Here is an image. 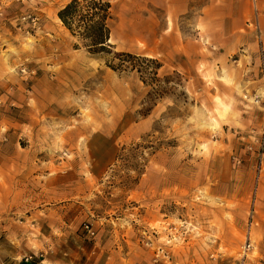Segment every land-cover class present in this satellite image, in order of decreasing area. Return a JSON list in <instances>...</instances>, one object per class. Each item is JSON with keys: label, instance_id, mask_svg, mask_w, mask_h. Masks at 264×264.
<instances>
[{"label": "rangeland", "instance_id": "rangeland-1", "mask_svg": "<svg viewBox=\"0 0 264 264\" xmlns=\"http://www.w3.org/2000/svg\"><path fill=\"white\" fill-rule=\"evenodd\" d=\"M70 1L0 0V264H264V0H109L111 52Z\"/></svg>", "mask_w": 264, "mask_h": 264}, {"label": "trees", "instance_id": "trees-1", "mask_svg": "<svg viewBox=\"0 0 264 264\" xmlns=\"http://www.w3.org/2000/svg\"><path fill=\"white\" fill-rule=\"evenodd\" d=\"M58 15L63 25L72 35L78 37L90 51L111 52L109 50V46H111L109 42L111 38L109 20L112 17V4L109 0H71L58 12ZM114 55L119 59V62L113 67L137 69L143 73L137 64L130 62L141 59L140 56L130 52H115ZM145 60L157 63L152 58H145ZM154 73L157 72L154 71Z\"/></svg>", "mask_w": 264, "mask_h": 264}, {"label": "crops", "instance_id": "crops-1", "mask_svg": "<svg viewBox=\"0 0 264 264\" xmlns=\"http://www.w3.org/2000/svg\"><path fill=\"white\" fill-rule=\"evenodd\" d=\"M174 9H173V12H180L183 10V4H178L177 2L174 3ZM169 28V27H168ZM176 42H177V46L173 49H166V50H162L160 49V51L158 52V54L160 55H164V56H178V55H185L186 57H190L191 54H194L196 52H191L190 50V46H189V43L186 42V44L184 42H179V39H178V36L177 35H172L171 36ZM176 67V66H175ZM183 67V66H182ZM258 81L257 80H254V86H256V83ZM63 240V239H61ZM67 241L64 240L63 241V244H67L66 243ZM61 245L60 247L56 248V246H52V248L56 251V253L58 254V256L56 258H52L51 262H53L54 264H73V262L75 261L74 257H75V253H76V250L74 248L70 249L69 247L67 248L66 245ZM51 245V244H50ZM48 245V246H50ZM51 248V247H50ZM75 250V251H74ZM32 252H35L36 253V250H32ZM31 264V263H29Z\"/></svg>", "mask_w": 264, "mask_h": 264}, {"label": "built area", "instance_id": "built-area-1", "mask_svg": "<svg viewBox=\"0 0 264 264\" xmlns=\"http://www.w3.org/2000/svg\"><path fill=\"white\" fill-rule=\"evenodd\" d=\"M262 73H263V77H264V65L262 67ZM237 162L240 163V160L237 159ZM85 230L88 232V234L90 235H94L95 231L93 230V228L89 225V224H85ZM253 242L252 240L249 238L245 244L242 247V252H241V258L239 261V264H249L248 263V259H249V251L253 248ZM32 258V256H31ZM26 260H29V258H26Z\"/></svg>", "mask_w": 264, "mask_h": 264}]
</instances>
